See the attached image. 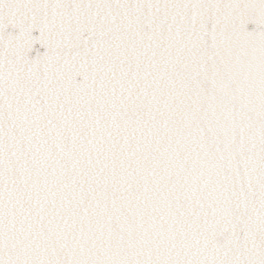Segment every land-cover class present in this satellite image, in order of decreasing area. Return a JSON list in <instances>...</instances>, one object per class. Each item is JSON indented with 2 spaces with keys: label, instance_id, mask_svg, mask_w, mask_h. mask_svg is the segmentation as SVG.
I'll return each mask as SVG.
<instances>
[{
  "label": "snow or ice",
  "instance_id": "6c2138e0",
  "mask_svg": "<svg viewBox=\"0 0 264 264\" xmlns=\"http://www.w3.org/2000/svg\"><path fill=\"white\" fill-rule=\"evenodd\" d=\"M0 264H264V0H0Z\"/></svg>",
  "mask_w": 264,
  "mask_h": 264
}]
</instances>
